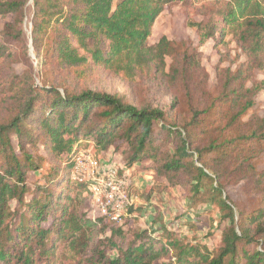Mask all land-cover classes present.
Wrapping results in <instances>:
<instances>
[{"label": "trees", "instance_id": "obj_1", "mask_svg": "<svg viewBox=\"0 0 264 264\" xmlns=\"http://www.w3.org/2000/svg\"><path fill=\"white\" fill-rule=\"evenodd\" d=\"M29 1L0 0V15L12 16L0 31V264H264V168L256 163L264 118L246 119L260 89L248 82L264 69V0H32L35 58L24 29ZM175 3L203 16L198 46L231 37L246 55L236 70L219 69L214 94L197 47L176 52L165 35L149 43ZM94 68L127 81L160 74L190 110L177 120L173 110L77 84L68 73ZM82 140L98 151L115 146L127 167L148 162L142 168L155 178L189 188L193 206L217 205L226 222L220 247L166 227L158 235L126 228L135 202L122 224L90 216L89 182L72 176ZM45 165V182L31 180ZM240 182L257 198L251 210L228 193Z\"/></svg>", "mask_w": 264, "mask_h": 264}, {"label": "rangeland", "instance_id": "obj_2", "mask_svg": "<svg viewBox=\"0 0 264 264\" xmlns=\"http://www.w3.org/2000/svg\"><path fill=\"white\" fill-rule=\"evenodd\" d=\"M11 17L10 15H0V31ZM202 19V15L192 13L191 10L184 8L181 3L169 5L155 21L152 34L149 37V43L154 44L165 35L173 42L176 52H189L197 47L200 62L208 75L205 89L214 94L220 81L219 69L230 67L232 70H236L241 63L246 61V55L237 48L235 42L230 41L231 37L227 39L229 41L228 45L218 44L216 40H209L204 45L198 46L197 25ZM31 28L32 0L28 3L24 25L27 36L30 35ZM27 40L30 54L35 58L32 37H27ZM167 61L168 65L172 62L170 58ZM35 65H38L37 61ZM16 66L20 72L23 71L24 65L22 63L16 64ZM39 70L40 68L37 66L36 79L41 84ZM68 73L71 81L77 84L97 90H105L110 93L125 94L137 105L150 103L156 107L173 110L172 115L177 120H179L180 115H184L190 110V103L187 97L179 94L175 84L168 82L160 74L149 77L138 76L133 81H127L104 68H94L82 74ZM263 83L264 69L255 70L253 79L248 82V86H253L254 84L257 87L259 86L260 89L257 88L255 106L250 110L246 119L253 113L264 118ZM4 113V105L0 102V117ZM13 141L18 153L21 154V151L17 148L16 137H14ZM81 142L82 149H84L82 151L92 152L102 163L112 160L116 161L123 172L128 173L131 183V194L134 197L137 196V198L135 199L133 212L128 213L126 228L135 227L149 231L155 228L156 230L158 229L155 232L156 235L160 234L163 229H173L187 242L200 243L212 251L220 247L221 232L226 222L222 219V213L217 205L202 203L193 206L190 200L191 193L189 188L170 187L164 178H155L152 170L142 168V166L149 164L148 162L127 167L124 157L115 149V146L105 151H98L94 148L92 142L86 140ZM29 147L32 151H35L33 147ZM256 163L259 169L264 168V151L256 158ZM47 172L48 167L45 165L40 170V173L31 172V180L40 179L44 183L46 178L43 175ZM228 193L235 203H238L246 210H251L257 203V198L247 190L244 182L229 186ZM90 199L89 215L99 216L100 213L94 208L91 194Z\"/></svg>", "mask_w": 264, "mask_h": 264}, {"label": "built area", "instance_id": "obj_3", "mask_svg": "<svg viewBox=\"0 0 264 264\" xmlns=\"http://www.w3.org/2000/svg\"><path fill=\"white\" fill-rule=\"evenodd\" d=\"M120 170L116 161L102 163L89 151L78 154L73 170L75 180L89 182L94 208L117 224L123 223L127 206L137 198L131 194L128 173Z\"/></svg>", "mask_w": 264, "mask_h": 264}, {"label": "water", "instance_id": "obj_4", "mask_svg": "<svg viewBox=\"0 0 264 264\" xmlns=\"http://www.w3.org/2000/svg\"><path fill=\"white\" fill-rule=\"evenodd\" d=\"M32 49V48H31Z\"/></svg>", "mask_w": 264, "mask_h": 264}]
</instances>
